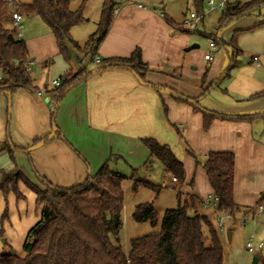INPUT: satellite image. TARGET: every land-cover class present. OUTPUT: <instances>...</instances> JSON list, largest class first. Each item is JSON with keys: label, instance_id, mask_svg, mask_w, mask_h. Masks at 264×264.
I'll use <instances>...</instances> for the list:
<instances>
[{"label": "crops", "instance_id": "0c3cea01", "mask_svg": "<svg viewBox=\"0 0 264 264\" xmlns=\"http://www.w3.org/2000/svg\"><path fill=\"white\" fill-rule=\"evenodd\" d=\"M103 3L104 0L95 4L97 12L93 15V22L96 29ZM251 16L242 21H233L229 31L227 28L215 33V38L225 43L226 48L219 44H216L214 50L210 48V42L214 40V37H211L208 51H219L216 55L214 53L212 61H208L205 59L207 51L196 50L199 47L198 43H194L196 38L191 37L188 32L175 30L167 22L169 18L177 23L167 13L162 1L153 4L152 0H119L113 21L96 52L103 60L129 57L139 48L142 60L149 67L146 74L148 83L142 82L127 68L95 72L99 65L93 61L89 65L84 64L77 54L85 52L84 49L79 50L70 42L68 47L71 58L69 62L64 61L49 27H39L35 34L24 39L28 58L35 61L31 72L33 86L20 88L12 95L7 92L0 94V144L10 136L12 143L18 148L29 150L34 166L41 175L55 185L66 187L83 182L89 172L95 173L105 162H108L111 169L120 172L124 171V163H129L131 169L141 167L150 156L141 143V138L154 137L161 144L168 145L183 162L185 182L181 191L194 194L203 200L212 194L213 190L206 171L202 165L196 164L187 148L200 153L202 158L210 151H233L236 156V178L239 169L238 148L243 147L246 154H250L259 152L261 145L253 140L250 126L246 123L215 119L210 128L205 130L202 114L196 112L188 102L176 100L169 89L172 88L187 97L198 96L202 88L216 79L227 67L229 53L236 49L240 55L236 57L238 64L232 70L231 76L221 79L203 96L200 104L217 112L250 115L261 113L260 116L263 117L264 96L250 97L264 90V59L255 62L251 58L252 55L264 51V24L258 25L264 22V13ZM83 18L82 23L71 29L72 39L79 45L80 40L75 32L78 27L91 20L87 11H84ZM8 25L13 27L11 16ZM96 29L91 31L89 36ZM244 33H257L256 36L260 37L253 45L242 44L238 37L245 35ZM254 36L255 34L252 37ZM74 56L78 57V65ZM83 71L94 73L67 93L59 104L55 119L58 129L76 152L68 143L55 136L52 121L55 109L50 107L48 101H54L55 87L51 84L53 80ZM204 76L206 81L202 83ZM154 86H160L162 89ZM42 89L46 90V94L39 95L37 91ZM165 106L167 111L164 110ZM44 136H48L46 143L32 145ZM0 153L9 151L3 149ZM17 153L28 157L25 151H16L15 155ZM165 176L167 178L164 177L161 184H169L170 186L164 189H168L172 193L171 196L175 195L177 198V191L172 187L174 181L169 175ZM191 180H194L193 186L190 185ZM249 184L250 181L245 185V193L250 199L243 201L234 180V201L240 206L236 213L256 209L259 205L260 194L264 192V170L253 186L255 190L247 188ZM33 195L36 200V195ZM164 202L166 205L160 211L159 226L165 209L177 206L175 199ZM199 208L200 212L203 208L202 213L211 216L210 219L215 221L220 229L218 212L203 205ZM234 217L236 219V214ZM219 231L221 233V230ZM228 231L230 230H227V233ZM230 232L232 235V231ZM139 234L138 236H141Z\"/></svg>", "mask_w": 264, "mask_h": 264}, {"label": "trees", "instance_id": "16d2710c", "mask_svg": "<svg viewBox=\"0 0 264 264\" xmlns=\"http://www.w3.org/2000/svg\"><path fill=\"white\" fill-rule=\"evenodd\" d=\"M192 1L197 6L196 13L204 15L200 11L203 0ZM69 5V0H31L29 3L20 2L16 7V10L24 16H39L42 19L53 33L59 54L66 62L71 58L69 42L87 53L96 52L113 21L118 1L104 0L97 29L89 36L83 47L71 36V29L82 23L84 19L83 5L76 10H71ZM259 5L264 6V0L231 3L227 1L218 20L217 30H222L233 20L248 16L249 12ZM9 18V7L5 0H0V70L2 72L0 94L7 92L12 95L20 88H31L33 79L31 72L26 68L29 59L26 41L17 37L15 30L9 27ZM167 22L175 30L190 32L183 22L175 23L169 18ZM262 24L264 22L258 25ZM212 37L217 40L215 35ZM217 44L226 48V44L219 40ZM238 55L240 52L236 49L229 53L227 67L216 79L203 87L198 96L187 97L172 88L169 89L176 100L188 102L196 112L202 114L205 130L210 128L215 119L250 121L258 117V114L217 112L200 104L203 96L221 79L231 76L232 70L238 64L236 60ZM97 65L99 66L95 72L111 68L131 69L142 82L148 83L146 74L149 67L142 60L139 48L129 57L105 58ZM92 73L94 72L83 71L61 78V84L53 88L56 106L54 105L52 121L55 136L68 143L73 150L75 148L58 129L55 121L56 111L67 93ZM205 81L206 76L202 78V83ZM154 87L162 89L160 86ZM263 96L264 90L250 98ZM164 110L167 111L166 106ZM47 141L48 136H44L34 141L32 145L36 146ZM141 143L149 151V159H156L161 163L165 175L176 177L177 181H174L172 187L177 191V206L165 209L159 231L133 237L130 240L129 252L126 253L117 243L123 225L124 185L129 179L126 174L111 169L108 162H105L95 173L89 172L81 183L66 187L55 185L36 170L29 150L18 148L8 136L7 140L0 144V151L7 149L12 158H15L16 151H25L37 182L28 179L20 170L12 172L0 170V191L5 195L13 192L17 199H24L25 196L19 188V184L24 183L36 195L35 204L40 209V219L26 234L22 248L24 254L20 255L10 246L8 253L0 254V264H223L224 248L218 227L209 216L200 212L199 207L203 204L199 197L181 191L185 182L183 162L176 157L168 145L161 144L154 137L141 138ZM187 152L194 157L196 164L202 165L206 171L213 194L218 198L217 211L225 208L234 216L240 207L233 196L235 153L210 151L203 160H200L192 149L187 148ZM151 162L152 160L148 161L147 165ZM139 185L150 189L155 197L164 188L170 186L134 179L132 182L134 192L138 190ZM190 185H194V180L190 181ZM263 197L264 192L260 194L259 201ZM6 216L5 211L3 219ZM132 217L137 223L149 222L152 226H156L159 213L154 200L136 204Z\"/></svg>", "mask_w": 264, "mask_h": 264}, {"label": "rangeland", "instance_id": "374dc122", "mask_svg": "<svg viewBox=\"0 0 264 264\" xmlns=\"http://www.w3.org/2000/svg\"><path fill=\"white\" fill-rule=\"evenodd\" d=\"M70 9L76 10L83 5V14L84 11H87L88 17H91V20L87 23H84L83 26L78 27L76 36L80 40V46L83 47L89 33L96 29L94 24V13L97 12L96 3L101 2L102 0H69ZM162 1V5L165 6L167 13L177 22L181 23V20L184 17V13L189 14L190 12H197V6L193 3L192 0H152L153 4H157ZM218 1V0H214ZM241 1L245 2L247 0H228V2ZM22 3H29L31 0H21ZM209 0H203L201 3L200 11L203 12L204 16L197 19V30L188 32L191 37L196 38L197 40L194 43H198L199 47L196 48L197 51L201 52H210L209 42L212 40V36L217 33L218 20L221 16L223 9H212L208 4ZM161 4V3H160ZM264 13V6L259 5L254 7L248 16L233 20V21H242L252 17L251 15L258 16L259 13ZM233 21L229 22L226 27L221 31H224L229 26L234 23ZM45 27L46 24L42 21L39 16H25L23 18V28L22 34L23 39H27L29 35L35 34L40 27ZM46 28V27H45ZM245 35H240L238 40L242 44L253 45L260 36H256L257 33H244ZM255 34L254 37H252ZM222 49V48H220ZM219 51V49L217 50ZM216 52L215 55H216ZM79 60L84 64L89 65L92 63L93 56L90 53L82 51V53H77ZM78 57L74 56L76 64L78 62ZM78 65V64H77ZM98 66V65H97ZM184 77V74L182 75ZM186 78V77H185ZM10 111V110H9ZM11 112V111H10ZM264 114V113H262ZM259 115V114H258ZM261 115V113H260ZM256 117L250 121H236L231 120L236 123H246L250 126V134L253 137V140L261 145L259 152H252L246 154V151L243 147H239L240 150L238 155V173L235 180V184L239 187L240 197L243 201H249L250 197L245 193V185L250 181V184L247 188H252L255 185L257 178L262 174L264 170V116ZM190 148V147H189ZM191 149V148H190ZM194 151V150H193ZM196 156L203 160V156L199 153H196ZM152 160L151 163L147 162ZM146 164V165H145ZM124 173L128 174L129 179L124 185V206L122 210V221L123 225L119 233V245L122 247L124 252H127L130 248V239L139 235H145L153 232H157L160 229L159 223L156 226H152L149 222L146 225H141L134 221L132 217V211L136 203L146 202L154 200L161 217L160 211L163 209V206L166 205L164 201L169 199L177 202V198L171 196V192L167 189H163L161 193L155 197L154 193L144 187L139 185L136 192L132 189V182L134 179L140 180H149L154 184H161V181L165 176L163 172V167L161 163L156 159H147L146 162L142 164L141 167L137 168L135 171L131 169L129 163H124ZM142 167L145 169L142 170ZM0 170L5 172H12L13 170H20L28 179L35 182L36 177L33 172V169L30 165L29 158L23 153H17L15 158H12L9 153H0ZM167 178V177H166ZM171 178V177H170ZM258 187V186H257ZM19 188L23 194H25L24 199H17L13 192L5 195L0 191V254L8 253L10 251V246L13 247L20 255H23V243L27 234V231L36 224L40 219V210H37L35 199L33 193L27 189L24 183L19 184ZM167 188V187H166ZM26 192H24V191ZM165 190V191H164ZM255 190V189H253ZM264 190V187L262 188ZM250 192V191H249ZM248 192V194H249ZM259 204L264 205V197L259 202ZM255 208V207H254ZM204 209L201 208V212ZM253 210V209H251ZM7 212V216L3 219V214ZM235 217L226 218L225 227L221 230V240L224 248V259L223 264H252L253 256H257L259 259L264 260V246L262 248L257 247V243L260 241L264 242V210L259 212L255 219L251 217L248 218L245 222L241 219L242 213H235ZM211 218V216L209 217ZM159 221V219H158ZM216 224V222L214 221ZM217 226V224H216ZM147 228L144 230V228ZM227 230L232 231L230 237L227 236ZM253 235L254 240V252L250 253L246 249V242L250 240V236ZM3 239H6L4 242Z\"/></svg>", "mask_w": 264, "mask_h": 264}, {"label": "built area", "instance_id": "2783aa9c", "mask_svg": "<svg viewBox=\"0 0 264 264\" xmlns=\"http://www.w3.org/2000/svg\"><path fill=\"white\" fill-rule=\"evenodd\" d=\"M119 1V0H116ZM5 2L7 3L8 7H9V11H10V16L13 20V29L15 30L16 36L19 38H22V28H23V17L22 15L16 10L17 5L20 3V0H5ZM227 0H218L217 2L214 0H209L208 4L211 6L212 9H224L225 5H226ZM142 5V4H140ZM118 9V8H117ZM116 9V11H117ZM115 11V12H116ZM203 15H198L196 12H190L189 14H187L184 19H183V23L185 25V27L190 31H196L197 29V19H199L200 17H202ZM217 44V40H212L210 42V48H212L213 50L215 49ZM252 60L255 62H260L264 59V51L261 53H257L252 55ZM205 59L208 61H212L214 59V51H210L208 53L205 54ZM102 58L101 56L95 52L93 55V63L94 64H99L101 62ZM35 64L34 60L28 59L27 63H26V68L29 72H32V68ZM62 82V79H55L51 82L52 86L54 87H58ZM37 93L39 95H43L46 94V90H38ZM49 105L52 109H54V101H48ZM172 181H177L176 177H171ZM202 204L205 207H209L212 208L213 210L217 211L218 208V198L212 193L209 194L206 198H204L202 200ZM264 210V206L262 204H259L257 206L256 209L253 210H246L243 211L242 213V220L245 222L248 218H252L253 220L255 219V216ZM218 212V226L220 229H223L225 227V219L226 218H233L234 216L227 211L225 208H221L220 210L217 211ZM254 237L253 235L250 236V240H248L246 242V249L250 252L253 253L255 246L253 241ZM264 246V242L260 241L257 243V247L258 248H262ZM257 264H264V261L259 259Z\"/></svg>", "mask_w": 264, "mask_h": 264}, {"label": "water", "instance_id": "95a60500", "mask_svg": "<svg viewBox=\"0 0 264 264\" xmlns=\"http://www.w3.org/2000/svg\"><path fill=\"white\" fill-rule=\"evenodd\" d=\"M46 101H48V99H46ZM227 235L230 237L231 232L228 231ZM3 241L5 242L6 239H3ZM258 260H259V258L257 256H253V258H252V264H257L258 263Z\"/></svg>", "mask_w": 264, "mask_h": 264}]
</instances>
